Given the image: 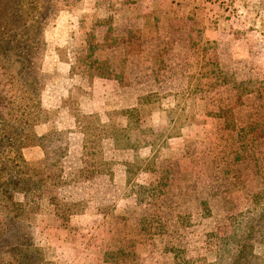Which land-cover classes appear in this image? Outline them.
Wrapping results in <instances>:
<instances>
[{
  "label": "rangeland",
  "instance_id": "rangeland-1",
  "mask_svg": "<svg viewBox=\"0 0 264 264\" xmlns=\"http://www.w3.org/2000/svg\"><path fill=\"white\" fill-rule=\"evenodd\" d=\"M46 1L33 11L42 24L32 44L37 95L47 115L34 132L64 133L53 156L63 154L65 182L48 188L30 215L45 257L217 264L218 236L238 232L264 194V0ZM1 62L15 71L12 56ZM149 92L157 94L150 122L169 128L172 117L175 133L153 150L102 139L87 158L89 177H79L75 116L123 128V112ZM22 154L41 165L44 149ZM257 255L264 264V244Z\"/></svg>",
  "mask_w": 264,
  "mask_h": 264
},
{
  "label": "trees",
  "instance_id": "trees-1",
  "mask_svg": "<svg viewBox=\"0 0 264 264\" xmlns=\"http://www.w3.org/2000/svg\"><path fill=\"white\" fill-rule=\"evenodd\" d=\"M39 1L0 0V264H57L45 257L30 223V215L39 212L47 200V189L57 188L65 182L60 163L63 154L53 156L61 150L64 133L37 136L34 132V125L47 119L37 95L40 74L34 55L36 45H32L41 42L42 37L40 14H33L39 9ZM28 2L31 9L25 7ZM5 55L12 56L13 63L17 64L15 71L1 62ZM155 101L157 94L154 92L140 95L137 107L123 112L126 117L123 128L113 122L99 124L91 115L75 116L83 133L85 166L76 171L79 177H89L87 158L96 155L93 149L102 139H111L115 148L136 151L141 147L153 150L164 143L165 134V138L173 135L177 121L172 117L169 128L150 122V105ZM129 129L140 130L141 136L131 138ZM46 139L48 144L42 142ZM55 141L59 143L56 146ZM33 145L44 149L40 166L33 165L22 154L23 148ZM256 198L258 209L241 229L218 236L221 246L219 244L217 264H261L257 250L259 244H264L261 234L264 230V194L259 202ZM67 208L68 212L71 211L70 207Z\"/></svg>",
  "mask_w": 264,
  "mask_h": 264
},
{
  "label": "crops",
  "instance_id": "crops-1",
  "mask_svg": "<svg viewBox=\"0 0 264 264\" xmlns=\"http://www.w3.org/2000/svg\"><path fill=\"white\" fill-rule=\"evenodd\" d=\"M33 164L36 165V166L40 165V160H36V161H34Z\"/></svg>",
  "mask_w": 264,
  "mask_h": 264
}]
</instances>
